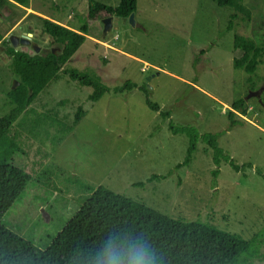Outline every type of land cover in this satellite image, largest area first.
<instances>
[{
	"label": "rangeland",
	"instance_id": "rangeland-1",
	"mask_svg": "<svg viewBox=\"0 0 264 264\" xmlns=\"http://www.w3.org/2000/svg\"><path fill=\"white\" fill-rule=\"evenodd\" d=\"M31 4L38 15L78 31L60 46L42 32L35 15L25 14L31 9L0 4L2 38L29 37L10 41V47L33 53V42L60 46L67 64L93 68L109 87L126 79L136 86L92 101L91 86L62 76L38 94L14 121L26 138L20 137L23 150L13 147L8 160L30 177L4 223L43 248L78 208L85 184H103L169 216L209 221L245 238L262 229L264 62L253 73L234 66L242 50L233 38L240 33L264 45V0H242L243 10L213 0H137L132 17L113 15L106 33L104 15H87L88 0ZM7 49L0 41V115L12 104L5 89L15 79ZM238 99H246L247 111H236L238 120L230 124L225 111ZM80 104L86 113L62 133L57 121L70 120ZM205 132H219L222 153L250 164L236 170L223 157L213 159ZM188 133L196 136V150L179 164Z\"/></svg>",
	"mask_w": 264,
	"mask_h": 264
},
{
	"label": "trees",
	"instance_id": "trees-1",
	"mask_svg": "<svg viewBox=\"0 0 264 264\" xmlns=\"http://www.w3.org/2000/svg\"><path fill=\"white\" fill-rule=\"evenodd\" d=\"M213 1L244 8L242 0ZM136 2L118 0L116 4H107L88 0L87 15L128 16L135 10ZM0 4L9 8L28 6L29 0H0ZM29 13L39 19L42 32L60 46L66 45L75 32L69 24ZM2 37L0 31V41L8 45V68L18 84L15 87L10 84L5 89L12 104L6 113L0 115V264H258L256 260L264 259V226L245 238L209 221L169 216L103 184H85L87 192L78 208L43 248L4 223L2 216L15 200L22 197L30 177L27 171L8 160L13 147L20 148V139L26 138L14 121L38 94L62 76L80 85L91 86L88 98L92 101L106 91H124L136 84L126 79L109 87L93 68L67 64L60 46L55 51L42 49L29 53L10 47L11 42ZM233 46L242 50L240 56L234 57V66L253 73L257 65L264 62V45L249 36L235 33ZM259 77L264 81V72ZM247 79L252 80L250 76ZM145 101L152 109L159 110L158 103L148 96ZM46 110L56 113L49 108ZM236 111L242 114L247 111L246 99L234 100L226 109L230 124L238 120L234 117ZM85 113L80 104L70 120L57 121L62 133L72 130ZM188 134L186 154L179 164L191 160L196 150V136ZM218 135L219 132H205L202 136L212 147L213 159L223 157L236 170L250 164H238L229 154L222 153L217 143Z\"/></svg>",
	"mask_w": 264,
	"mask_h": 264
},
{
	"label": "water",
	"instance_id": "water-1",
	"mask_svg": "<svg viewBox=\"0 0 264 264\" xmlns=\"http://www.w3.org/2000/svg\"><path fill=\"white\" fill-rule=\"evenodd\" d=\"M129 15L132 17L133 13L131 12ZM112 20H113V15H107V16H104L102 18V21H103V32L102 33H106L109 30V28L112 25ZM24 38L27 39L26 36ZM10 41L14 44L15 43L14 41H17V36L16 35H12V37L10 38ZM48 51H50L49 47L45 49V52H48ZM16 84H18V80L17 79H13L11 86L15 87ZM253 92L256 93V92H258V90H253L251 93H253Z\"/></svg>",
	"mask_w": 264,
	"mask_h": 264
},
{
	"label": "crops",
	"instance_id": "crops-1",
	"mask_svg": "<svg viewBox=\"0 0 264 264\" xmlns=\"http://www.w3.org/2000/svg\"><path fill=\"white\" fill-rule=\"evenodd\" d=\"M33 4V3H32ZM32 4H31V0H29V5L28 6H24V5H19L20 7L22 6V8H27L28 10L29 9H31L32 11H29V12H32V13H40V11H38V10H36L33 6H32ZM28 11H25V14H27V13H29ZM69 16H70V14H68ZM72 15V14H71ZM20 21V20H19ZM19 21L17 22V23H14L13 25H12V27L9 29V32L10 31H12V29H13V27H15V26H17L18 25V23H19ZM58 22H61V21H58ZM61 23H63V22H61ZM66 24V23H65ZM66 25H68V24H66ZM73 30H77L78 31V28L77 27H75V26H73V25H71L70 26ZM20 35H24V34H20Z\"/></svg>",
	"mask_w": 264,
	"mask_h": 264
},
{
	"label": "flooded vegetation",
	"instance_id": "flooded-vegetation-1",
	"mask_svg": "<svg viewBox=\"0 0 264 264\" xmlns=\"http://www.w3.org/2000/svg\"><path fill=\"white\" fill-rule=\"evenodd\" d=\"M10 34H11V33H10ZM24 36H25V34H24ZM27 38H29V37H27ZM24 39H26V38L19 37L17 41H18V42H19V41H23ZM27 40H28V39H26V40H24V41H27ZM26 43H28V42H26ZM28 45H30V44L28 43ZM31 46H32L34 49H36V51H39V49H40V50H41V49H44V50H45L46 48H48V47H40V45H38L36 42H33V43L31 44ZM49 48H50V50H52V51L54 50V51H55L58 47L55 48V47H53V46H50ZM37 49H38V50H37Z\"/></svg>",
	"mask_w": 264,
	"mask_h": 264
}]
</instances>
